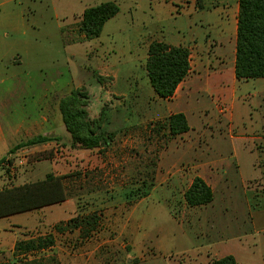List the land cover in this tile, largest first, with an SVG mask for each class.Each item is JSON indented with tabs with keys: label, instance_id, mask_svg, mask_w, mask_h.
<instances>
[{
	"label": "rangeland",
	"instance_id": "rangeland-1",
	"mask_svg": "<svg viewBox=\"0 0 264 264\" xmlns=\"http://www.w3.org/2000/svg\"><path fill=\"white\" fill-rule=\"evenodd\" d=\"M109 1L119 12L100 36L86 38L84 11ZM196 18L194 0H0V159L11 162L0 164V190L43 179L50 164L36 163L50 159L73 202L0 219V264H207L193 250L207 244L236 254L238 264H264L245 249L264 242L256 227L257 212L264 221V188L255 196L264 185V89L252 79L235 102L196 94L186 135H171L166 118L154 120L174 106L149 82L145 43L205 42ZM105 74L113 80L100 82ZM79 87L90 95V118L104 113L110 139L101 149L71 145L59 102ZM43 115L54 128L42 133L57 140L11 153L34 136L26 126ZM210 168L213 201L189 206L184 194L194 175ZM93 215L99 221L87 236L68 225ZM49 234L55 242L45 249L15 250L20 240Z\"/></svg>",
	"mask_w": 264,
	"mask_h": 264
},
{
	"label": "trees",
	"instance_id": "trees-1",
	"mask_svg": "<svg viewBox=\"0 0 264 264\" xmlns=\"http://www.w3.org/2000/svg\"><path fill=\"white\" fill-rule=\"evenodd\" d=\"M119 12L114 2H104L87 8L80 22V32L86 38L101 35L107 21ZM191 69L189 48L169 45L164 41L154 40L148 48L146 70L150 84L160 98L172 97L180 83L188 76ZM235 76L238 79L264 78V0H239L238 30L236 44ZM100 82L104 77L97 76ZM90 95L84 88H74L59 102V109L71 135L74 148L101 149L109 143L110 135H105L102 125L104 113L98 118H90L88 105ZM162 127L168 128L171 135L188 132L191 127L186 115L174 113L165 119ZM57 140L56 137L38 134L16 144L11 153L18 149L46 144ZM6 160L0 159V164ZM11 163V162H10ZM65 175L49 172L43 179L27 182L17 186L4 187L0 190V218L13 214L39 209L48 205L61 203L69 198L65 186ZM189 206H202L214 199L213 188L201 176H196L185 194ZM81 221L86 227L76 223ZM97 216L75 218L68 222L72 228H81L88 235L98 224ZM56 229L63 232L64 226L57 224ZM55 242L53 234L20 240L15 250L29 253L45 249ZM209 264H238L233 254L212 260Z\"/></svg>",
	"mask_w": 264,
	"mask_h": 264
},
{
	"label": "crops",
	"instance_id": "crops-1",
	"mask_svg": "<svg viewBox=\"0 0 264 264\" xmlns=\"http://www.w3.org/2000/svg\"><path fill=\"white\" fill-rule=\"evenodd\" d=\"M194 5L197 14L196 22H198V28L196 27L194 31L196 32V34L202 33L204 36H206L205 42L201 41L199 43L196 42L194 44H185V43H181L176 39H174V41L166 40L165 37L163 36L164 38L162 37L153 38L149 40L148 43H145L147 51L144 58L146 60L148 57L149 45L154 40L164 41L169 45H173V46L182 45L189 48L190 50L191 69L188 76L180 83L175 94L172 97L162 98L171 105H173L174 109L170 107L167 113H163V115L157 117L154 120L167 118L174 113L182 112L186 115L188 122L190 124L189 116H188L189 108L191 104L190 102H192V98L196 94H201V95L217 94L223 96L224 98L230 100L231 102H235L237 100L238 89H240L244 85V83H247L248 81L252 80V79H248V80L238 79L235 76L239 0H194ZM212 57L215 58V61H213ZM102 76L103 77L106 76L110 78V81H107L108 83L111 82V79L113 80V77L107 74ZM255 79H256L255 81L259 83L260 87L264 89V78H255ZM233 118L234 116L233 113L231 112V114L229 115V121H232ZM48 127L49 128L51 127V130H53L54 124L49 119V115H45V116L43 115L40 119L29 122L26 126V129L29 128L34 129L36 131L34 136L38 134L48 135L49 133L48 134L42 133L46 131L49 132L47 130ZM188 133L189 131L179 135H186ZM5 137H6V130L0 121V142L3 141ZM49 147H51L50 142L42 145H37L34 147V150L41 151L48 149ZM78 150L92 151L93 149L81 148ZM43 163H49L51 167V172L55 171L56 169L55 161H52L50 159L44 161L41 160L38 161L36 165L39 168V166ZM204 164L213 166V163L208 161L204 162ZM206 172H208V174L207 173L203 174L201 172H198L197 174L194 175V178L196 176H201L213 188L211 181L216 176V173L213 168H210L209 170L207 169ZM263 188L264 185L261 186L260 189H257L255 196H259L258 195L259 190L261 191ZM246 201L248 202V200ZM62 203L66 205L67 203L72 204L73 202L67 199L58 204H62ZM53 205H48L27 212L45 211L46 209L50 208ZM257 214H258V218H257L258 221L256 223V227H260L261 233L262 232L264 233L263 214L261 213V211L257 212ZM3 218L5 217H1L0 219ZM245 243H246L245 249H247V251H250L251 253L258 255L257 256L258 259L264 260V242L261 245L257 241L255 243L254 241H251L249 243L245 242ZM200 249L201 250L204 249L203 250L204 253L202 251H199ZM193 250L198 251L195 253V256L198 257L197 260L203 259L205 261L207 260L209 263L214 259H218L225 255H228V253H223V251H221V248L219 246H212L211 244L196 246L194 247ZM230 254H233L235 257H237L236 254L234 253H230Z\"/></svg>",
	"mask_w": 264,
	"mask_h": 264
},
{
	"label": "built area",
	"instance_id": "built-area-1",
	"mask_svg": "<svg viewBox=\"0 0 264 264\" xmlns=\"http://www.w3.org/2000/svg\"><path fill=\"white\" fill-rule=\"evenodd\" d=\"M224 111H225V108H224V109H220V112H221V113H224Z\"/></svg>",
	"mask_w": 264,
	"mask_h": 264
}]
</instances>
